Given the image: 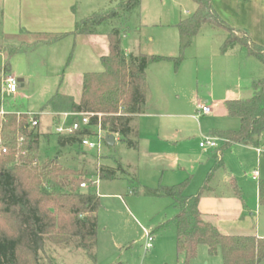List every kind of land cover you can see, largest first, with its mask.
<instances>
[{
  "label": "rangeland",
  "instance_id": "1",
  "mask_svg": "<svg viewBox=\"0 0 264 264\" xmlns=\"http://www.w3.org/2000/svg\"><path fill=\"white\" fill-rule=\"evenodd\" d=\"M33 1L36 0H25V9L33 6ZM123 2L75 0V9L78 16L86 17L104 13ZM192 7H195L192 0H140L138 7L120 11V17L97 25L94 38L78 37L79 41H74L71 35L43 43L38 39L49 38L51 34L30 35L28 44L11 56L5 67V73L17 79L23 76L24 86L18 85L17 94L3 98L2 109L5 112L36 113L42 111L54 94L79 98L82 75L102 70L100 58L109 52L107 32L113 26L122 31L123 51L151 55L159 49L157 40L172 38V35L177 38V29L171 25L185 17L186 10ZM204 27L215 31L207 37L201 34L194 39L191 47L183 53L185 60L179 68L176 69L173 62L148 67L147 108L130 122L132 129L136 130L137 148L127 146L126 138L113 134L114 144L103 142L97 156L95 152L86 153L77 144L58 147L55 134L45 132V135L42 126L35 129L44 134L40 138L41 158L58 152L62 163L82 168L87 173L82 181L88 182L87 188L99 196L95 264L115 261L183 264V257L176 251L174 227L156 231L162 220L175 213L171 201L148 196L143 187L156 188L188 180L187 191L197 193L216 152L213 149L203 153L198 146L200 137L207 135L210 128L237 129L239 124L237 118L212 105L211 95L217 101L226 91L237 93L245 87L248 95L252 80L264 75L263 64L255 57L244 60L239 51L221 53L219 45L226 36L224 30L208 24ZM1 44L0 41V47ZM27 45L29 47H25ZM233 48L243 49L239 45ZM4 64L0 54V68ZM202 105L210 106V113L202 114ZM223 160L226 173L235 179L239 195L230 185L224 169L219 168L212 178L216 194L201 193L203 207L217 217L229 220L231 227L240 226L245 217L250 216L251 231L255 233L259 228L264 233V205L257 206L258 181H264V145L258 148L234 145L223 152ZM100 166L116 168V177L100 178L97 173ZM254 170L258 171L259 180L251 178ZM89 181L97 183L93 186ZM132 189H135L134 193ZM79 190L86 188L79 187ZM241 209H244L242 215ZM143 228L153 231V245L148 250L144 246ZM206 249L200 244L189 264H223L219 251L209 255ZM46 255L53 264H91L81 250L63 246L47 244Z\"/></svg>",
  "mask_w": 264,
  "mask_h": 264
},
{
  "label": "trees",
  "instance_id": "2",
  "mask_svg": "<svg viewBox=\"0 0 264 264\" xmlns=\"http://www.w3.org/2000/svg\"><path fill=\"white\" fill-rule=\"evenodd\" d=\"M192 1L196 5L193 13L175 24L180 39L178 56L126 54L121 48L122 31L113 26L107 32L109 52L100 58L102 70L83 74L79 99L54 94L42 110L91 113V125L100 119L106 134L126 138L127 146L133 148L136 143L130 138L133 133L130 122L144 111L148 65L172 61L177 68L184 50L203 25L226 30L221 51L239 45L246 55L255 57L264 66V45L255 43L247 33L226 24L210 0ZM139 4L140 0H124L116 8L79 20L71 32L40 41L52 43L69 34H94L97 25L118 18L120 11H129ZM23 49L22 44L5 46L7 56L0 68V82L8 59ZM1 102L0 95V105ZM225 105L228 116L238 118L239 126L237 129L211 131L219 144L215 163L199 191L186 194L188 180L156 188L143 187L144 194L168 198L176 206L177 212L159 223L156 231L174 227L176 251L183 257V264H189L196 256L200 244L206 246L209 255L219 251L223 264H259L264 261V237L222 234L204 219L198 208L201 193L209 189L214 172L223 167L220 157L225 149L234 143L255 148L264 145V75L252 80L246 97L228 100ZM25 118L26 114L22 112L0 115V264H53L46 255L47 244L81 250L83 256L95 264L99 196L89 188L79 190V184L87 173L82 168L62 163L58 152L41 158L40 138L44 134L29 128ZM84 133L85 130L69 136L56 135L57 146L77 144L81 148L79 141ZM116 174V168H98L100 178H115ZM231 182L236 186L234 180ZM235 191L239 195V190ZM258 202L264 205V181L258 183ZM43 255L46 258L43 259ZM112 264L125 263L115 261Z\"/></svg>",
  "mask_w": 264,
  "mask_h": 264
},
{
  "label": "crops",
  "instance_id": "3",
  "mask_svg": "<svg viewBox=\"0 0 264 264\" xmlns=\"http://www.w3.org/2000/svg\"><path fill=\"white\" fill-rule=\"evenodd\" d=\"M22 1H23V3H22ZM210 2H211L213 9L215 10V12L218 14V16L226 24H228L229 26H231L235 29H238V30H241V31L247 33L255 43H257L259 45H264V0H210ZM24 3H25V0H0V24H1V26H0V41L2 42V44H1V47L3 46L2 48H5V46L8 44L26 45V44H28L27 43L28 37L32 34H34V35L51 34V36H53V35L63 33V32H71L74 29L76 22H78L79 20L89 16L88 15L86 17H81V16L77 15V12L75 9V0H36V1H33V6H28L29 7L28 9H25L26 6H24ZM195 8H196V5H195V7H192L191 10H186L185 17H183V18L181 17L179 20L189 17L193 13ZM176 23H174L171 26L176 28V26H175ZM211 27L222 29L226 32V30L221 28V27H215V26H211ZM213 31H215V30H213V29L207 30L203 25L202 28L200 29V31L194 37H192L189 46L184 50V52L187 51L191 47V45H192V43L196 37H198L201 34L207 37L209 35H212V33H214ZM71 35H72V37H74L73 38L74 41H79L78 37L87 36V37L94 38L96 36V34H90V35L89 34H75V35L69 34V35L63 37L62 39L70 37ZM226 35H227V32H226ZM46 38H43V39L46 40ZM41 39H38V41H40ZM150 40L153 41L152 38ZM223 41L219 45L220 51H221V45H222ZM156 44H157L159 49L155 50L153 52L160 53L157 55H162V56H167V57L178 56V55H175L176 53L179 54L180 39H179L178 30H177V38H175L172 35V38L168 37L166 39L157 40ZM1 47H0V54L3 56V59L5 60L6 59L5 51L3 49H1ZM233 47L228 48L226 51H221V53L227 54V53H234L236 51H239V55L244 60H246V57H250V56L246 55V52L244 49H242L243 51L240 49L235 50V48H233ZM102 56H105V55H102ZM184 60L185 59L183 57L180 65L177 68H179L182 65ZM162 62H172V61H161V62L152 63V64H158V63H162ZM152 64H150V65H152ZM150 65H148V67ZM148 67H147V69H148ZM147 69H146V75H147ZM81 82H82V78H81ZM24 83H25V79L23 76L18 78V85L20 87L24 86ZM244 89H239V91L237 93H234L232 91H226L223 94V96L221 97V99L217 100V101L214 99L215 97L213 95H211V103L213 106L222 108L224 110V112H226V114H227L225 102L228 100H236L239 98L246 97V87ZM249 89H250V87L247 89V92L249 91ZM148 95H149V92H148V84H147V79H146L145 104H144V111L142 113H144L146 108H147V103H148V99H149ZM5 97H8V96H5ZM75 99L78 100L79 98H75ZM2 101H3V99H2ZM0 108L2 109V102H1ZM42 111H45V110H42ZM8 112H16V111H8ZM46 112H48V111L46 110ZM49 112H52V111H49ZM200 112H201V110H200ZM142 113H140V114H142ZM208 113H210V112H208ZM208 113H202V114H208ZM138 115H135L134 117H136ZM134 117H133V119H134ZM47 122H48L47 117H45L42 119V122L39 125V127L42 126L41 128H43L44 133L45 132L48 133ZM238 123H239V120H238ZM238 126H239V124H238ZM218 129L219 128L208 129L207 135H211L212 130H218ZM130 138L131 139L133 138L132 140L136 143V146L133 148L134 149L137 148L138 147V138L136 135V130H133V135H131ZM114 141H115V138H114ZM218 144H219V142H218ZM218 144L215 148H211V149L204 150L200 147L199 148L203 153H205V152H208L209 150H213V149L217 150ZM234 145H243V144L234 143L230 147H232ZM244 146H247V145H244ZM223 152L221 153V157H220L221 160L223 161V167H220V168L224 169V171H225ZM215 153L213 156V162H212L211 168L215 163ZM209 170L206 171L205 178H206ZM225 174H226L227 179L229 180L230 185L234 188V190L238 189L237 185L233 186V184L231 182L233 180L235 182L234 177H232L231 175L226 173V171H225ZM212 178H213V176H212ZM212 178L209 182L210 187L206 191L213 193V194H216L215 187H214V184L212 182V180H213ZM251 178H252V176H251ZM204 179H203V181H204ZM257 180H259V178ZM185 193L186 194H193V193L187 191V188L185 190ZM171 203H172V201H171ZM172 205H173V207L175 209V213H176L177 212L176 206L173 203H172ZM259 205H261V204L258 202V185H257V206L259 207ZM198 208H199L200 212L202 213L204 219L209 221L210 223H212L218 229V231L221 232L222 234H225V235H252V236H256V237H261V236H259V234L264 235V233L259 231V228L256 230L255 233H253V231H251V228L253 227V225H252V221H251L250 216H246L245 217L246 219L243 220L242 224H239L240 226L231 227L232 225H230L229 220H227V219L223 220V217L219 218V217H217V214H214V213H212V211L205 209L203 207V204H202V199H200L198 202ZM240 212L242 215L244 212V209H241ZM165 220H167V219H165ZM165 220H162L161 222H163ZM248 228H250V229H248ZM152 233H153V231H152ZM262 262H264V261H262ZM262 262H260V263H262Z\"/></svg>",
  "mask_w": 264,
  "mask_h": 264
},
{
  "label": "built area",
  "instance_id": "4",
  "mask_svg": "<svg viewBox=\"0 0 264 264\" xmlns=\"http://www.w3.org/2000/svg\"><path fill=\"white\" fill-rule=\"evenodd\" d=\"M18 90V79L15 76L7 73H3L0 82V95L1 100L5 96H11L17 93ZM202 113L210 112V107L206 105L200 106ZM5 111L0 108V115H3ZM19 114V112H18ZM93 116L91 113L85 112H72V111H63V112H46L39 111L36 113L26 114V121L29 128L37 129L39 128L42 119L47 117V130L48 133L55 135L69 136L78 131L85 130V133L81 136L79 145L82 150L86 153L95 152L97 156L101 153V147L103 142H105V132L101 128L100 119L99 121L91 125L90 119ZM218 138L212 135L201 136L198 145L200 148L206 150L215 148L218 144ZM2 151H5V148H2ZM98 173V170H97ZM252 178L254 180L258 179V171L254 170L252 172ZM98 181V180H96ZM89 181L93 186L97 182ZM80 188H87L88 182L82 181L79 184ZM144 235V246L148 250L152 248L154 237L151 231H148L143 228Z\"/></svg>",
  "mask_w": 264,
  "mask_h": 264
},
{
  "label": "water",
  "instance_id": "5",
  "mask_svg": "<svg viewBox=\"0 0 264 264\" xmlns=\"http://www.w3.org/2000/svg\"><path fill=\"white\" fill-rule=\"evenodd\" d=\"M105 142L109 145H113L114 144V135L113 134H107L105 136Z\"/></svg>",
  "mask_w": 264,
  "mask_h": 264
}]
</instances>
